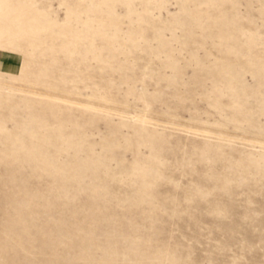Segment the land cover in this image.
Returning a JSON list of instances; mask_svg holds the SVG:
<instances>
[{
	"label": "rangeland",
	"instance_id": "obj_1",
	"mask_svg": "<svg viewBox=\"0 0 264 264\" xmlns=\"http://www.w3.org/2000/svg\"><path fill=\"white\" fill-rule=\"evenodd\" d=\"M0 264H264V0H0Z\"/></svg>",
	"mask_w": 264,
	"mask_h": 264
}]
</instances>
